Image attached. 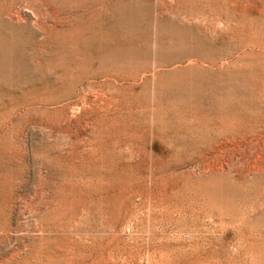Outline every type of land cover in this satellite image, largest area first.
I'll list each match as a JSON object with an SVG mask.
<instances>
[{
  "label": "rangeland",
  "instance_id": "374dc122",
  "mask_svg": "<svg viewBox=\"0 0 264 264\" xmlns=\"http://www.w3.org/2000/svg\"><path fill=\"white\" fill-rule=\"evenodd\" d=\"M0 264H264V0H0Z\"/></svg>",
  "mask_w": 264,
  "mask_h": 264
}]
</instances>
